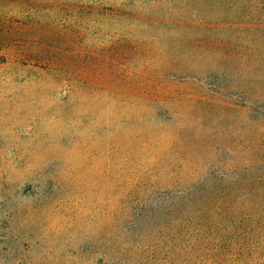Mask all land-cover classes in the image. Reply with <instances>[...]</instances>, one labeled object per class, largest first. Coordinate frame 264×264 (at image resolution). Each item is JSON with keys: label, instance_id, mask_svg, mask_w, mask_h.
<instances>
[{"label": "rangeland", "instance_id": "obj_1", "mask_svg": "<svg viewBox=\"0 0 264 264\" xmlns=\"http://www.w3.org/2000/svg\"><path fill=\"white\" fill-rule=\"evenodd\" d=\"M0 18V264H173L137 248L182 212H143L190 184L230 215L264 133V35L232 29L230 0H0Z\"/></svg>", "mask_w": 264, "mask_h": 264}, {"label": "trees", "instance_id": "obj_2", "mask_svg": "<svg viewBox=\"0 0 264 264\" xmlns=\"http://www.w3.org/2000/svg\"><path fill=\"white\" fill-rule=\"evenodd\" d=\"M202 2L205 3V0ZM216 2L219 5L222 0ZM242 14L247 16L246 21L231 22L232 29L243 28L250 33L264 35V0H230V18H240ZM4 21L0 18V60L1 50L10 38ZM260 61H264V55ZM261 109L264 117V107ZM257 140L262 144H252L255 155L247 158L250 164L230 171V215L226 213L225 200L217 188L201 194L196 188L189 189L191 184L176 187L175 192L166 191L156 196L154 208L145 210L143 216L147 223H153L155 219L169 217L170 214L182 212L181 215L173 218V225L169 226L165 221L161 233L139 243L137 250L153 258L158 255L157 251L164 249L166 254L174 256L173 264H212L213 257L217 258L214 264H226L229 257L230 264H264V133L263 138ZM135 175L132 187L149 185L147 171ZM174 181V178L165 176L160 182L167 183L165 189L168 190L175 184ZM158 187L155 185V188ZM163 230L169 232L163 234ZM207 233L215 237L204 238ZM188 237L186 243L175 246L176 241L181 242ZM228 240L230 245L226 247ZM207 246L214 250L211 257L204 254Z\"/></svg>", "mask_w": 264, "mask_h": 264}]
</instances>
